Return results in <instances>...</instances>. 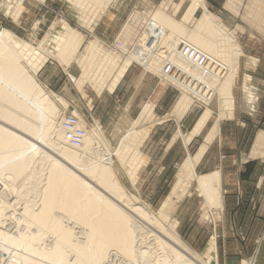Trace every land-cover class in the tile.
<instances>
[{"label":"bare ground","instance_id":"obj_1","mask_svg":"<svg viewBox=\"0 0 264 264\" xmlns=\"http://www.w3.org/2000/svg\"><path fill=\"white\" fill-rule=\"evenodd\" d=\"M242 2L243 0H226L225 5L229 10L237 11ZM199 8H202L203 12L192 30H188V27L185 28L181 22H176L162 10L154 13L139 38V44L136 43L124 59L114 53L115 51L104 50L99 40L89 41L81 51V35L63 20V32L53 38L56 43L53 51H48L44 46L49 38L34 46L0 26V192L3 201L0 202V247L10 253L12 261L9 260L7 264H115L110 262L111 254L122 256V259L130 262L129 264H209L201 254L188 248L177 235L175 228L191 207L196 195L206 197L207 203L211 205H221L219 173L198 175L196 167L217 134L218 122L234 114L233 90L242 51L234 33L213 17L205 0L190 1L183 17L184 22H188ZM247 10L257 23L264 25L263 0H249ZM182 41L187 42L188 46L191 45L196 53L199 51L206 55L216 66L203 87L204 92L197 94L208 106L189 134L188 143L198 136L207 124L213 113V102L219 111V117L197 151L184 159L171 191L163 200L158 213H155L141 201L125 194L109 154L104 153L94 159L95 156L91 153L99 131L97 134L89 130L77 109H69V104L70 108L73 107L71 103L61 102L64 109L59 111L61 118L55 123L58 104L56 105L51 95H44L43 88L36 83L32 75L25 73L22 59L31 62L33 73L36 74L47 60L53 59L54 56L58 61L66 63L73 55H78L76 61L82 67V74L79 77L72 76L79 86L77 88L80 90L86 87L102 93L105 88L113 90L116 83L107 86L106 83H101V77L107 70L117 72L115 80L118 82L134 60L151 63L162 61L154 60V57L172 58ZM108 48L112 49L111 46ZM126 48L115 46V50L119 49L120 52ZM143 68L156 74L159 67L156 65L154 69ZM165 82L167 83L166 80ZM182 85L180 86L183 87ZM258 91L250 82V77H246L243 86L244 111H256L260 99ZM215 92L217 95L213 96ZM194 98L198 97L182 91L175 103V109L183 114L192 105ZM154 106V103L147 102L136 119L132 120L136 130L122 139L123 153L128 151L127 153L141 155L139 143L154 127ZM69 118H75L76 123L71 124ZM46 149L53 155L46 152ZM122 152L119 155L121 164L128 159L129 171H133L135 159L127 158ZM36 156L39 158L35 160ZM250 157H264V130L257 133ZM40 159L43 160L42 164H38ZM132 171L131 178L136 172ZM28 190L29 193H34L31 194L34 198L36 195L35 199L27 200ZM14 197L19 203H6ZM20 204L21 217H17L24 221L27 229L24 230L23 227L24 231H18L19 221L17 229L14 228V232H11L12 226L9 229L10 225L3 219L1 221V218L9 208L17 209ZM174 208L178 209L175 224L170 222L172 225L166 229L165 223L164 228L161 227L163 223H159V227L166 229L162 232L168 235L165 236L167 240L154 234L156 247L160 252L156 253V247L155 250L148 246L143 249L138 238L148 232H141L143 227L139 225L140 220L137 221L138 218L134 217V212L150 221L160 222L165 219L168 222L167 218ZM213 251L216 252L214 238L207 247V252ZM206 256L210 257L209 254ZM254 260L255 257L247 264H254ZM4 261H1V264Z\"/></svg>","mask_w":264,"mask_h":264},{"label":"rangeland","instance_id":"obj_2","mask_svg":"<svg viewBox=\"0 0 264 264\" xmlns=\"http://www.w3.org/2000/svg\"><path fill=\"white\" fill-rule=\"evenodd\" d=\"M8 1L0 0V26L9 29L34 46H38L41 40L49 38L44 46L48 51H53L56 47L53 38L58 37L59 32H63L61 22L65 21L83 34L84 39L80 47L81 51L85 49L89 41L99 39L103 44L104 50L107 52L109 50L115 51L114 53L122 59L129 55L136 43L139 44V38L145 32L150 18L157 10L164 8L168 15L175 19L176 22H181L180 24L184 27H188V30H192L195 27L198 18H200L203 12L202 8H199L188 22H184L183 17L191 0H110L106 6L105 0H99L97 6L94 7L95 9L90 7L89 9L83 8L82 10L75 6V2L71 0ZM20 2L22 4L21 7ZM222 2L225 8H227L225 5L226 0H222ZM222 2L220 6H223ZM205 3L207 5L206 0ZM100 4L102 5L99 6ZM248 4L249 0H243L241 5L237 7V11L227 8L232 14L228 12L227 14L212 12L207 6L213 17L220 20L234 33L235 40L242 51L241 56H239L238 76L233 90L235 98L234 114L232 117L222 119L219 122L218 133L208 146L202 162L196 167V174L220 170L222 175V181L220 177L222 187L220 193L222 194L223 205L221 203V205L214 206L212 204V206L211 203H207L206 197L196 195L193 198L191 207L175 228L177 235L188 248L193 252L201 254L206 261H209V264H247L254 257L256 260H254V264H264V259L260 261L258 259L259 249L264 242V157L256 159L250 157V151L257 133L260 130H264V25L257 23L250 16L247 10ZM7 8L9 9L6 10ZM99 8H104L105 10L102 11ZM179 44L181 47L178 45L179 47H177L172 57L173 59L154 57V60L159 59L162 61L143 62V67L149 69H154L157 65L159 67L156 70L158 73L147 72L139 62H132L120 81L132 83L131 85L133 86L130 87L132 101L141 100L140 85L143 76L146 74L158 79V82H161L164 88L162 99L165 122L158 130H153L152 133L150 130L147 136L143 139L141 138L142 140L139 143L141 158L136 153L134 154L130 151V153H127L128 151L123 153L124 147H121V141L128 133L136 130L132 125V120H135V117L139 115L145 102L155 104L157 97H160L162 92H158L157 95L156 91L150 90L152 85L148 86L147 88L152 92L150 93L152 97L150 98L149 96L148 101L140 104V110L135 114L134 118L127 117L123 113L117 116L113 125L105 126L103 123L97 121L95 117H100L99 114L107 117L109 112L113 113V109L116 106H114L115 104L111 105L113 101L110 100L102 105H99V101L106 94L114 92L117 86L120 85V82L113 90L105 88L102 93L96 89L86 87H82L79 90L77 88L79 86L72 79V76L79 77L82 74V67L77 64L76 55H73L71 60L68 63L66 62L67 64L58 61L54 56L53 59L47 60L36 74L33 73L34 68L31 66V62L27 59H22V68L25 70V73L32 75L36 83L43 88L44 95H51L50 97L56 101V105L58 104V111L56 110L58 116H56L55 123L59 122L61 118L59 111H63L64 109L61 102L63 104H67V102L71 103L73 107L70 108L69 104V109H74V107L77 109L87 123H85L87 128L95 131V133L99 131V134L97 133L99 137L96 136V140L98 141L94 140L93 152L91 153L93 157L95 156L94 159H97L104 153L109 154L114 161V171L124 187L125 194L130 198L141 201L155 213H158L163 200L171 191L180 165L185 158L197 151L211 130L215 120L219 117V111L215 106V102H213L211 104L213 113L209 117L207 124L198 136L190 143H187L188 134L195 126L200 114L208 106V103L203 102L197 94L204 92L203 87L207 84V79L210 77L211 72L216 69V66L206 55H202L199 51H197L199 54L196 53L191 45L188 46L187 42L182 41ZM108 46H111L112 49L108 48ZM115 46H126L127 48L121 52L119 49H116L117 51L119 50V52H116ZM14 51L17 55L16 48ZM253 60H256L255 63H252ZM160 68H162V71H160ZM115 73H117L115 70L113 72L107 70L101 77V83H106V86L115 82L117 83L115 78L111 80ZM160 75L162 76L160 77ZM163 77H167L172 83L168 81L166 83L162 79ZM246 77H250V82L259 90L260 99L256 109L257 112L255 111L256 113L243 110V86ZM137 85L139 86L138 88ZM186 86L189 87L187 88ZM182 91L189 92L192 96L195 94V97H198L195 98L190 109L183 115L174 109V105L181 96ZM215 95H217L216 92L213 96ZM104 99L109 98L106 96ZM95 110L97 113L94 117ZM152 117L155 122V106ZM252 124H255L258 128L250 127ZM148 136L153 140L146 145L144 140ZM170 141H175V145L172 149L168 150ZM45 151L52 154L47 149ZM121 152L127 158L130 159L132 157L135 159H133L135 163L134 167H132L133 171L132 169L130 170L137 172H135V177L133 176L135 179L133 177L132 179L130 175L129 160L125 159L121 164L122 161L119 160ZM37 158L39 156H36L35 160ZM42 161L41 159L38 160V164H42ZM0 188L1 191L2 186ZM227 189H233L230 196L233 200L235 199L233 203L224 202L226 196L229 195ZM29 190L26 194L27 200L34 198V193H29ZM1 194L2 192H0V202L2 203ZM14 199L15 197L11 198V201H6V203L16 202L17 200ZM22 202L20 201V203ZM21 206L20 204L17 209L12 207L13 210L9 208L10 211H6L7 213L1 218V221L3 219L7 225H10L9 229L12 226L11 232L14 228V230L18 228V231L21 232L27 229L24 221L18 218L21 217L19 214L22 210ZM2 207L5 208L4 206ZM14 211L16 212L14 213ZM170 212V216L167 218L168 222L165 219H162L160 222L150 221L134 212V217L138 218L137 221L140 220V224H138L145 229L142 228L141 232H148L146 233L147 236L143 234L142 238H138L141 240L138 241L143 249L148 246L155 250L156 240L154 236L156 235L162 237V239L164 237V240H167V237H165L167 235L166 232L162 231L170 227V222H174L172 224H175L178 209L174 208ZM19 221L20 225L23 222V226L18 224ZM78 225L82 226V224ZM160 225L166 229L163 230L159 227ZM16 226L18 227L16 228ZM160 228L162 229L161 231H159ZM155 233L156 235H154ZM212 238L215 239L216 252L209 253L207 252V247L211 243ZM2 250L0 249V258L1 261L5 260L2 264H7L9 260L12 261V258L9 252L7 253L4 248ZM156 250V253L160 252L157 247ZM262 253V256H264V252ZM206 254H209L210 257L207 258ZM122 258V256L117 257L116 254H111L110 262H114L115 264L130 263Z\"/></svg>","mask_w":264,"mask_h":264},{"label":"crops","instance_id":"obj_3","mask_svg":"<svg viewBox=\"0 0 264 264\" xmlns=\"http://www.w3.org/2000/svg\"><path fill=\"white\" fill-rule=\"evenodd\" d=\"M22 1V0H21ZM72 2H75V6H77L79 9H89L90 7H92V8H94L95 6H97V3H98V1L99 0H71ZM110 0H105V6H106V4L109 2ZM206 2H207V6H208V8H210V10L213 12H216V13H218V12H222L223 14H227V12L229 13V14H232L231 13V11H229V10H227L226 8H225V6L223 5V2H222V0H206ZM222 2V5L223 6H220V3ZM81 5H80V4ZM225 3V2H224ZM20 5L22 6V4H21V2H20ZM102 4H100L99 6H101ZM20 6V7H21ZM104 6V7H105ZM9 8H7V10H8ZM21 9V8H20ZM95 9V8H94ZM100 10H102V11H104L105 9L104 8H99ZM160 10H162V11H164L165 13H166V11H165V9L164 8H161V9H159V10H157V11H160ZM156 11V12H157ZM155 12V13H156ZM167 14V13H166ZM154 15V14H153ZM168 15V14H167ZM170 16V15H169ZM72 27V26H71ZM73 28V27H72ZM74 30H76L75 28H73ZM80 35H81V41L83 42V39H84V36H83V34L82 33H80L78 30H76ZM96 40H99V39H96ZM100 41V40H99ZM81 47V46H80ZM133 48V47H132ZM77 57H78V55H77ZM70 61V60H69ZM69 61H67V62H69ZM60 62H62V61H60ZM133 62H140L141 64H142V67H143V63L141 62V60H134ZM43 67V66H42ZM41 67V68H42ZM41 70V69H40ZM152 73V72H151ZM115 75H116V73H115ZM115 75L111 78V80H113L114 78H115ZM162 75H160V77H161ZM157 78V77H156ZM121 79H122V77L118 80V82L114 85V87H113V89L114 88H116V86H117V84L121 81ZM143 80H141V85H140V91H141V96H142V98H141V100H139V101H132V95H131V90H130V87H132L133 85H131L132 83H129L128 81H125L124 83H123V81L122 82H120V85H118L117 86V88H116V90L114 91V92H110V93H108V94H106L105 95V97L107 96L109 99H104L103 97H102V99H100V101H99V105H102V104H104V103H106V102H108L109 100L110 101H113V103L111 104V103H109V104H111V105H113V104H115L114 106H116V108H114L113 109V113L112 112H109L108 113V115H107V117H104L103 116V114H99L100 115V117L99 116H96L95 117V115H96V113H97V111L95 110L94 112V117L97 119V121H99V122H101V123H103L105 126H110V125H113V122L117 119V116H119V115H122L123 113H125L126 115H127V117L128 116H130V117H132V118H134L135 117V114L140 110V104L141 103H143L144 101H148L149 100V96H150V98L152 97V95L150 94V93H152V92H150V90L152 89V91L154 92V91H156L155 93L158 95V92H162V91H164V88H163V85L161 84V82H158L159 80L158 79H155L154 77H152V76H150V75H148V74H146V75H144L143 76V78H142ZM162 79H164V80H166V81H168V82H170V83H172L169 79H167V77H163ZM175 84V83H174ZM150 85H152V87L150 88V90L147 88L148 86H150ZM139 86L137 85V88H138ZM108 90H110L109 88H107ZM182 93V92H181ZM163 92L160 94V97L158 96L157 97V99H156V103H155V112H156V123H154V127H152V130H151V133L153 132V130H158L159 128H160V126H162V124L165 122V120H164V113H163V111H164V104H163V99H162V97H163ZM147 99V100H146ZM179 99V98H178ZM194 100H195V98H194ZM146 103L147 102H145V104L143 105V107L146 105ZM97 105V104H96ZM192 106V105H191ZM190 106V107H191ZM96 107V106H95ZM143 107H142V109H143ZM190 107H189V109H190ZM141 109V110H142ZM174 109H175V105H174ZM188 109V110H189ZM141 110H140V112H141ZM176 110V109H175ZM188 110H186V111H184V113L183 114H185ZM205 110V109H204ZM203 110V111H204ZM99 111V110H98ZM177 111V110H176ZM139 112V113H140ZM179 113H180V111H178ZM257 112V111H256ZM255 112V113H256ZM181 115H183L182 113H180ZM110 115H112V116H110ZM201 115V114H200ZM136 118V117H135ZM111 120H112V123H111ZM96 121V122H97ZM216 121V120H215ZM221 121V120H220ZM219 121V122H220ZM252 122H253V120H251ZM219 122H218V125H219ZM256 122V121H255ZM222 124H224V122H222ZM250 124V123H249ZM213 126V125H212ZM250 127H253V128H258L255 124H252V126H250ZM249 127V128H250ZM194 128V127H193ZM192 131V130H191ZM191 131H190V133H191ZM189 133V134H190ZM217 133H218V131H217ZM189 134H188V136H189ZM150 136V135H149ZM147 137L146 139H145V143H146V145H148V143H150L153 139L151 138L150 139V137ZM188 136H187V143H188ZM216 136V135H215ZM257 136V135H256ZM215 138V137H214ZM256 138V137H255ZM214 140V139H213ZM255 140V139H254ZM174 145H175V141H170V143H169V147H168V150H170V149H172L173 147H174ZM210 145V144H209ZM208 149V148H207ZM205 155V154H204ZM204 157V156H203ZM256 159V158H255ZM202 160H203V158L201 159V162H202ZM200 162V163H201ZM199 163V164H200ZM233 171H237V170H233ZM240 171V170H239ZM210 172H217V173H219V178L221 177V181H222V175H221V172H220V170H214V171H210ZM210 172H206V173H210ZM197 173V172H196ZM201 174H204V173H201ZM201 174H198V175H201ZM221 181H220V191L222 190V187H221ZM231 192H233V189H227V193L229 194L228 196H226V198H225V203H233L234 201H235V199L233 200L230 196H231ZM220 203H222V205H223V198H222V194L220 193ZM263 235V234H262ZM262 252H264V242L262 243V245H261V247H260V249H259V253H258V259H259V261L260 260H262V259H264V256H262ZM254 253V252H253Z\"/></svg>","mask_w":264,"mask_h":264},{"label":"built area","instance_id":"obj_4","mask_svg":"<svg viewBox=\"0 0 264 264\" xmlns=\"http://www.w3.org/2000/svg\"><path fill=\"white\" fill-rule=\"evenodd\" d=\"M71 124H75L76 123V119L75 118H69L68 120Z\"/></svg>","mask_w":264,"mask_h":264}]
</instances>
